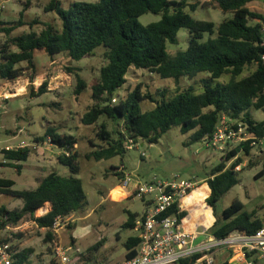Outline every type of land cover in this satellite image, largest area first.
I'll return each mask as SVG.
<instances>
[{
    "label": "trees",
    "instance_id": "16d2710c",
    "mask_svg": "<svg viewBox=\"0 0 264 264\" xmlns=\"http://www.w3.org/2000/svg\"><path fill=\"white\" fill-rule=\"evenodd\" d=\"M214 1L224 12H233V16L220 24L197 19L186 8L195 11L199 3L188 0H79L67 8L52 0L46 10L58 14L62 21L60 29L45 23L40 32L33 30L11 36L25 22L20 19L16 23H0V31L7 35L6 41L0 42V81L17 80L26 74L27 69L36 73V49H44L51 56L65 53L71 59L80 60L93 54L98 46H106L107 63L101 67L99 80L92 85L94 103L80 117L81 123L91 126L98 139V143L90 140L95 148L86 154L88 159L102 160L122 154L127 150L128 138H134L136 142L140 139L154 141L173 125H180L183 132L194 131L191 141L203 140L213 135L223 113L246 121L256 134L261 135L264 133V119L256 120L250 109L264 110V12L249 6L256 0ZM147 12L160 14L161 18L144 24L139 18ZM39 22L34 19L30 25L33 27ZM183 27L190 31L189 45L171 55L168 42L178 43V32ZM206 34L209 36L204 40ZM132 66L162 77H172L177 83L183 76L192 79L200 72L210 75L209 79H203L204 90L201 92L188 85L178 87L176 93L169 97L166 89H159L161 97L156 100L152 92L144 90L143 83H138L125 98L113 103L115 92L127 83V73ZM66 69L69 73L76 71L74 67ZM226 74L229 75L228 81L211 83ZM76 76L74 92L79 96L86 88V82L78 72ZM48 91L49 82L45 80L37 90L32 87L31 96ZM147 100L156 102V105L150 111H143L141 103ZM102 116L122 124V130L110 131L107 123H100ZM48 137L63 150L57 159L69 167L70 175L64 176L53 170L40 180L36 188L23 190L14 187V179L0 176V193L24 200L21 208L8 209L0 205V232L8 226H18L30 215L40 228H47V237L52 239L53 233L48 228L55 219L69 216L87 204L82 179L76 176L81 171L80 154L75 147L78 139L49 126L45 135L37 136L35 140L44 142ZM238 151L239 147L228 152L207 175L211 189L207 202L214 208L216 216L209 230L219 237L235 229L254 233L264 226V218L257 217L254 212L242 211L244 203L238 199L225 208L222 215L216 214L217 202L240 181L235 167L242 163V157L227 166ZM246 151L250 154L251 148L247 147ZM30 153L31 148L27 146L8 151V161L4 165L21 173L22 162L29 158ZM263 174L264 167L257 176ZM47 202L52 208L36 216ZM185 215L186 212L180 214L182 217ZM137 216L138 213L129 212L123 227L133 229ZM139 241L137 236L127 239L126 258L136 254ZM104 242L105 238H101L93 249H98ZM31 252V249L19 251L16 264H31ZM248 257L251 258V254ZM191 262L190 259L182 260V264Z\"/></svg>",
    "mask_w": 264,
    "mask_h": 264
},
{
    "label": "rangeland",
    "instance_id": "374dc122",
    "mask_svg": "<svg viewBox=\"0 0 264 264\" xmlns=\"http://www.w3.org/2000/svg\"><path fill=\"white\" fill-rule=\"evenodd\" d=\"M51 1L0 0V23H16L20 19L25 22L15 29L11 36L33 30L40 32L45 28V23L60 29L62 21L58 14L46 10ZM57 1L67 8L79 0ZM188 1L199 3L195 11L186 8L197 19L212 20L220 24L233 16V12H224L214 0ZM249 6L264 12V0L253 1ZM160 18V14L147 12L139 19L147 24ZM34 19L40 22L31 27L30 22ZM208 36L209 34H206L204 40ZM190 38L189 29L181 28L178 32L179 42H168L169 53L176 55L179 50L186 49ZM6 39L7 35L0 31V42L3 43ZM106 50L108 48L101 45L95 48L93 54L76 60L69 58L65 53L51 56L44 49H36V73L27 69L26 74L17 80L0 81V145H17L25 141L27 147L31 148L29 158L22 162L21 173L14 167L0 165V176L14 179L15 188L34 189L43 176L52 170L64 176L70 175L69 167L57 159L63 150L49 140H35L37 136H44L49 126L57 127L61 133L74 135L78 139L75 147L80 154L78 160L81 171L76 176L82 179L87 204L68 216V225L61 230L60 237L49 239L47 230L40 228L30 215L18 226H9L0 232L1 237L12 240L16 249H31V264H59L55 256L56 241L63 245L80 247L82 253L78 255L79 264H119L126 259L125 242L136 232L132 228L123 227V223L127 221L129 212L143 214L146 210L145 201L149 197L143 199L136 195L119 201L124 196L119 192L120 186L114 187L109 195L110 189L121 183L119 176L115 174L116 166L124 163L126 171L143 180L154 177L170 180L179 176L202 183L207 181L208 172L221 161V150L208 147L204 140L191 141L194 131L183 132L180 125H173L156 139L157 142L140 139L136 146L122 154L102 160L88 159L86 154L95 148L90 140L97 142L98 139L91 126L81 123L80 117L94 103L92 85L99 80L101 67L107 63ZM21 65L27 67L26 63ZM67 67H74L76 71L69 73ZM254 67L246 69V72ZM77 72L86 82V88L79 96L74 92L77 87ZM209 75L208 72H200L192 79L183 76L177 83L172 77H162L132 66L127 73V83L119 88L114 96L120 101L138 83H143L144 90L152 92L156 100L161 97L159 89H166L169 97L176 93L178 87L188 85H193L197 92H201L204 90L203 79H209ZM228 79L229 75L226 74L215 78L211 83L217 84ZM45 80L49 82L50 91L31 96L32 87L37 90ZM18 87L25 89L22 93L15 94ZM155 105L156 102L149 100L141 103L143 111H150ZM250 111L256 120L264 119V110L252 108ZM99 121L107 123L108 129L113 133L115 130H122V124H117L106 116H102ZM142 153H145L144 157ZM240 157L242 169L237 171L240 181L217 202L216 214L222 215L223 210L238 199L244 203L242 211L254 212L257 217L264 218V174L257 176L264 167V155L257 154L254 150L252 154ZM23 203L21 198L0 193V205H5L8 209L21 208ZM208 210L206 218L212 221L214 216L211 208ZM46 211L38 210L35 215L40 216ZM101 238H105V242L98 249H93ZM253 264H264V257L256 259Z\"/></svg>",
    "mask_w": 264,
    "mask_h": 264
},
{
    "label": "built area",
    "instance_id": "2783aa9c",
    "mask_svg": "<svg viewBox=\"0 0 264 264\" xmlns=\"http://www.w3.org/2000/svg\"><path fill=\"white\" fill-rule=\"evenodd\" d=\"M262 59L264 60V53ZM112 102L117 103L118 99L114 96ZM47 140L52 143L51 138L48 137ZM203 140L208 147L222 151L221 159L239 147V151L227 162V166H230L229 162L233 163L241 155H250L254 150L257 154L264 155V133L256 134L246 121L230 118L225 113L220 116L213 135ZM137 143L130 137L125 146L130 149ZM26 146L25 141L17 145H0V165L7 163L8 151ZM247 147L251 148L250 154H247ZM235 169L241 170L242 163ZM119 173L120 185L127 198L136 195L143 199L149 197L145 201V212L137 216L133 228L140 239L135 248L136 254L119 264H182L185 259L192 260L190 264H216L217 254L227 249L238 251L245 258H249L248 254L251 257H264V226L254 233L235 229L224 237L212 234L210 227L204 224L193 231L183 227L186 215L182 217L180 214L188 210L186 201L201 186L208 185L206 180L200 183L179 176L170 180H159L155 177L143 180L126 171L124 163L116 167V174ZM67 218L68 216H58L48 228L53 233L54 240L60 237L61 230L68 225ZM19 251L12 240L6 241L0 236V264H16ZM80 253L82 250L78 246L55 242V256L59 264H79ZM248 264L253 262L249 261Z\"/></svg>",
    "mask_w": 264,
    "mask_h": 264
},
{
    "label": "crops",
    "instance_id": "0c3cea01",
    "mask_svg": "<svg viewBox=\"0 0 264 264\" xmlns=\"http://www.w3.org/2000/svg\"><path fill=\"white\" fill-rule=\"evenodd\" d=\"M45 141H47V140H45ZM120 175L121 174L119 173L118 176H120ZM45 176H46V174L43 177H45ZM117 186L121 187L120 184H116L115 186H113L110 189L109 195H110L111 190ZM208 188H209L208 194L205 196L204 200L197 201L194 198V192L191 195V197H189L187 199L186 207L188 210L186 212L185 220L183 221V227L186 228L187 230L193 231V230L197 229L198 227H200L202 224L209 226V227H212L214 225V223L216 221V216H215L214 208L212 206H210L207 202V198L209 197V195L211 193V189H210L209 185H208ZM126 198H127L126 195H124L123 198L120 199L119 201L126 199ZM204 204L211 208V213L214 216L212 221H209L206 218L205 205ZM45 205L48 206V210L46 211V212H48L52 208V205L50 202H47ZM138 215H139V213H138ZM42 229H44V228H42ZM131 236H137V233L135 235H131ZM259 258H261V257L252 256L251 258L250 257L245 258L242 256V254L240 252L227 249V250H223L217 254L216 263L217 264H223V263L228 262V264H248L249 261L254 262L256 259H259Z\"/></svg>",
    "mask_w": 264,
    "mask_h": 264
},
{
    "label": "bare ground",
    "instance_id": "6f19581e",
    "mask_svg": "<svg viewBox=\"0 0 264 264\" xmlns=\"http://www.w3.org/2000/svg\"><path fill=\"white\" fill-rule=\"evenodd\" d=\"M21 82V81H20ZM23 86V85H22ZM24 87H18L17 91L15 92V94H18V93H22V91H24ZM119 192H121L123 195H126V192L125 190H123L121 187L119 188ZM207 195V184H204L203 186H201L199 188V190H197L196 192H194V198L197 200V201H202L204 200L205 196ZM205 205V204H204ZM208 206L205 205V214L209 211L208 210ZM44 210H48V206H45L43 208H40L39 209V212H42Z\"/></svg>",
    "mask_w": 264,
    "mask_h": 264
},
{
    "label": "water",
    "instance_id": "95a60500",
    "mask_svg": "<svg viewBox=\"0 0 264 264\" xmlns=\"http://www.w3.org/2000/svg\"><path fill=\"white\" fill-rule=\"evenodd\" d=\"M158 140H154V142H157Z\"/></svg>",
    "mask_w": 264,
    "mask_h": 264
}]
</instances>
